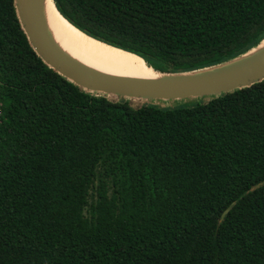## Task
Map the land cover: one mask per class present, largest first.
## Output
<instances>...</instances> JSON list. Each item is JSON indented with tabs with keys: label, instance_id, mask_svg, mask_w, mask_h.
Wrapping results in <instances>:
<instances>
[{
	"label": "trees",
	"instance_id": "1",
	"mask_svg": "<svg viewBox=\"0 0 264 264\" xmlns=\"http://www.w3.org/2000/svg\"><path fill=\"white\" fill-rule=\"evenodd\" d=\"M159 73L264 40V0H53ZM0 264H264V80L188 108L95 96L0 0Z\"/></svg>",
	"mask_w": 264,
	"mask_h": 264
},
{
	"label": "water",
	"instance_id": "2",
	"mask_svg": "<svg viewBox=\"0 0 264 264\" xmlns=\"http://www.w3.org/2000/svg\"><path fill=\"white\" fill-rule=\"evenodd\" d=\"M42 5L43 0H13L18 22L31 49L54 72L95 96H102L108 100L112 98L141 100L145 105H149V102L154 101H175L206 96L213 98L248 88L264 80V49L247 56L264 40L239 57L219 65L184 73H159L138 55L89 36L102 44L137 56L145 66L161 78L132 79L97 72L72 59L55 44L48 30Z\"/></svg>",
	"mask_w": 264,
	"mask_h": 264
},
{
	"label": "bare ground",
	"instance_id": "3",
	"mask_svg": "<svg viewBox=\"0 0 264 264\" xmlns=\"http://www.w3.org/2000/svg\"><path fill=\"white\" fill-rule=\"evenodd\" d=\"M43 13L55 44L69 57L97 72L116 77L153 80L161 78L137 56L102 44L83 34L56 11L52 0H43ZM264 49V41L247 56Z\"/></svg>",
	"mask_w": 264,
	"mask_h": 264
},
{
	"label": "rangeland",
	"instance_id": "4",
	"mask_svg": "<svg viewBox=\"0 0 264 264\" xmlns=\"http://www.w3.org/2000/svg\"><path fill=\"white\" fill-rule=\"evenodd\" d=\"M212 98L206 96L202 98H185L175 101H154L149 102V105H155L160 108H188L198 104H205L210 101ZM111 101H117L115 98L110 99ZM132 107H140L144 105L141 100H126Z\"/></svg>",
	"mask_w": 264,
	"mask_h": 264
}]
</instances>
